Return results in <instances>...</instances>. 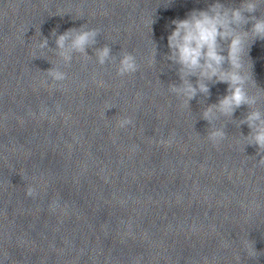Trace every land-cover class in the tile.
Instances as JSON below:
<instances>
[{
	"label": "clouds",
	"instance_id": "obj_1",
	"mask_svg": "<svg viewBox=\"0 0 264 264\" xmlns=\"http://www.w3.org/2000/svg\"><path fill=\"white\" fill-rule=\"evenodd\" d=\"M262 4L264 0H241L239 6H232L215 0L206 9H193L184 19L172 20L174 28L167 37L169 52L165 56V59L176 67L180 80L179 84L170 83L168 90L178 100H183L189 108L190 101L198 95L210 96V84H227V94L220 97L216 103L203 107L200 113V118L210 125L207 138L213 145H219L228 134L225 131L226 125L216 127L214 122L221 117L235 120L233 116L236 110L241 106H247L248 111L239 119L238 126L245 124L248 126L250 130L248 135L242 133L241 135L247 141L245 146H256L257 155L264 153V109L257 107L260 97L248 91L249 80L254 84L256 82L250 59V67L247 72L245 71L244 57L248 56V50L255 40H264V14L256 15L260 13ZM249 23L251 28L246 30L245 26ZM100 34L99 29L87 28L85 24L79 28H70L62 34H57L53 29L51 36L54 37L55 48L50 47L49 38L43 37L40 33L41 38L36 44V52L37 50L40 53L45 50L51 52L60 58L65 68L71 66L76 56L82 57L85 61L95 57L96 63L100 66L116 62L117 57L112 54L108 44L94 47ZM249 36L251 44L247 43ZM88 48L93 49L94 55L88 54ZM33 58L44 57L34 53ZM48 61L52 67L43 71L48 77L44 81L45 86H49L50 80L53 89L62 87L63 82L68 79V73ZM138 69L139 65L132 54L122 53L119 56L116 68L118 76L134 74ZM192 77L196 78L195 82L192 81ZM111 108L113 107L106 110ZM128 126H134V121L130 117H122L117 121L119 128ZM258 165L264 167V155H261ZM26 195L34 197L35 189L29 187ZM245 251L252 260H256L260 256L257 253H261L255 249L254 242L250 248L246 247Z\"/></svg>",
	"mask_w": 264,
	"mask_h": 264
}]
</instances>
